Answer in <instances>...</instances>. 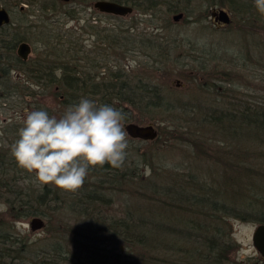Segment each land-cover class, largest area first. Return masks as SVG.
Returning <instances> with one entry per match:
<instances>
[{"label":"trees","instance_id":"1","mask_svg":"<svg viewBox=\"0 0 264 264\" xmlns=\"http://www.w3.org/2000/svg\"><path fill=\"white\" fill-rule=\"evenodd\" d=\"M63 1L0 0L11 13V21L0 26V113L8 115L0 123V199L6 206L0 212V264H264L261 255L233 257L240 245L234 220L264 223V104L246 99L239 84L222 85L232 83L225 63L264 62V14L254 0H207L200 13L191 7L194 0H114L133 6L127 16L98 11L96 0ZM62 3H71L60 13L66 21L93 7L95 19L115 21L104 25L91 16L60 25L53 14ZM31 6L39 10L33 18ZM214 6L227 7L240 22L246 32L240 46L166 37L165 31L174 29L170 14L183 12L185 22L201 25ZM142 20L151 28L140 30ZM85 33L94 38L90 47ZM249 35L254 43L245 41ZM185 40L196 52L197 70L207 75L208 82H199L216 92L214 100L172 98L162 83L146 75L148 70L157 71L156 76L164 72L172 56L183 66V51L173 47ZM23 41L33 45L34 55L27 59L17 53ZM142 50L149 55L145 70L141 64L129 68L128 56ZM47 96L57 100L62 113L87 96L120 109L123 123L158 120L154 140L187 144L198 168L210 159L214 174L186 170L189 166L180 162L165 175L164 160L131 148V137L121 166H90L75 191L35 182V173L13 156L12 145L29 110L46 108L53 115L42 101ZM142 166L153 174L144 177ZM121 192L133 199L124 213L104 215L102 206ZM48 212L53 215L47 224L55 217L57 226L46 236L33 238L18 229V222ZM69 213L81 214L88 227L74 229L66 219ZM119 241L127 251L117 247Z\"/></svg>","mask_w":264,"mask_h":264},{"label":"rangeland","instance_id":"2","mask_svg":"<svg viewBox=\"0 0 264 264\" xmlns=\"http://www.w3.org/2000/svg\"><path fill=\"white\" fill-rule=\"evenodd\" d=\"M63 2H66V1L64 0ZM70 4L71 3L60 4L59 9H58L59 11H57L56 14H53L55 17L59 18L58 24L60 25L64 24L66 27H69V26L77 24L78 23L77 21L79 18L83 20L84 18L91 17V16H93L92 17L93 22H97V23L104 24V25L114 23L115 21L113 18H106V17H101V18L96 17L95 19V16H94L95 13L93 11L94 7L87 8L84 10H79V13H77L76 15L77 18L69 19L68 21H66L65 18L60 17L61 15L60 13L65 8L70 6ZM206 6L208 7L207 0H194L191 7L192 9L195 7V11L200 13L201 12L200 8L201 7L203 8ZM24 7H28L27 4H24ZM215 7L227 9L231 14V18L233 22L231 21L229 24H226V25L215 23L212 17V13H211L213 8ZM30 9H31L30 12L32 13L30 15L31 18L39 15V10H37L35 7L31 6ZM206 15L207 16L205 18V21L201 22L202 23L201 25H198L192 22H185L186 15L183 12L176 13V14H170L169 19L171 20V23L174 29L172 32L170 31V29H167V31L164 30L166 32L165 33L166 37L168 38L171 36L172 40H175L176 37L178 36L182 38L185 37L186 39H196V38L201 37V39L213 40L217 45H219L220 43L226 44L233 49L241 45L245 37L243 35H245L246 32L243 30L240 22L235 21L233 13L227 7H221V6L210 7ZM162 22L164 25V21ZM54 25H56V23H54ZM139 25H140L139 27L140 30H143V29L146 30V29L151 28L150 23L143 21V20L140 22ZM202 26L203 28H200ZM82 37L84 38V43H87L88 47H90L93 44L94 38L91 37L90 34L85 33ZM221 39L226 40V43L221 42L220 41ZM253 40H254L253 36L251 35H249V37L245 39L247 43H254ZM185 42L187 41L185 40ZM190 45L191 44L187 42V43H184L183 46H179L175 42V45L173 47V49L177 53L179 52V50L183 51L181 52L183 54L181 53L179 54L182 57V61L184 62L183 66L182 64H179L178 62L174 61L173 60L174 57L172 56V58L167 59L165 63L163 62L164 63L163 65L165 66V68H163L161 71L167 72L168 73L167 76L165 77L162 76V73L164 72H159V75L156 76V74H158L157 71L154 73H148L149 70L147 71L146 75L154 76V79H155L154 81L162 83L165 88L164 90L171 92L170 95L172 98L181 96L183 99H187V100L188 99H201V101H205L206 99L214 100L215 96L217 95L216 92H214V90L212 89H209V88L207 89L206 87H205L206 89H204V87H202L203 85L199 82V81L208 82V79H207V75L197 70L198 62L196 59V54H195L196 52L190 49L193 47ZM31 46L33 45L31 44ZM30 55H34L33 47H32V51ZM128 57L129 58L126 62L127 64H129L128 65L129 68H136L137 66H139V64H141L139 69H142L143 71L145 70V67L147 66L146 62L149 60V55L147 53L144 54V51L142 50V52L140 53L135 52V54H132ZM235 61L236 62L233 64L231 61L229 62L227 61L228 64L225 63L226 67H228L227 70H229L231 73L230 80L232 83L231 84L222 83V85H227V86H231L235 88V85L239 84L240 85L239 91L241 92V95L243 93L246 99H249L252 101H258L264 104V62L254 61L248 66L246 65L244 66L240 64L239 59ZM37 90L40 91V89L38 88ZM39 97H40V94L37 96V98ZM42 101L45 103L44 104L45 106L52 108L53 115H56L59 117L60 115L63 114L61 110L59 109L60 106L57 100H55L52 96H47L46 98H44V100L42 99ZM11 111H12L11 114L14 113V109H11ZM7 116L0 113V123H5ZM150 122L155 123L157 126L160 123L158 120H148V119L141 120L138 123L145 124V123H150ZM178 123H185V122H183V120L182 121L177 120L175 124H178ZM162 135L165 136L164 134ZM127 139L128 141L131 139V137L128 134H127ZM130 147L131 148L137 147L145 152H151L153 153V155L156 154L157 160H159L158 158V155H159L162 158V160H164L161 163L162 166H164L163 170L161 168L162 170L161 172L164 173L165 175H168L167 173L172 171L170 165H172L173 163H180V162L184 163L186 167L189 166L186 168V170L193 169L194 171L201 172L203 175H207V176H211V174H214L213 165H211L212 161L210 159L205 158L203 161L204 163H201L202 167L198 168V165H196L197 161L194 162L195 159L191 157L194 155L191 149H189L187 144H183V142L176 140V139L156 141V140H144L140 138H134L131 141ZM157 170L159 169L157 168ZM141 171L144 172V177L150 176L153 174V170H152V173L149 172L150 168L148 166H142ZM210 171L211 173H209ZM35 182L42 183L41 181L37 179L36 176H35ZM49 184L53 187L57 186L53 182H50ZM111 200L112 201L107 203V205L102 206L103 207L102 210H104L103 211L104 215L105 214L108 216L122 215L124 213V209L127 203L128 202L130 203L131 200L133 199L128 194H124L121 192V193H116L114 196H112ZM5 211H6V206L2 203V200L0 199V212H5ZM49 214H51L52 216L53 212L52 213L48 212L47 213L48 217L47 215H42V214L40 215L46 221V225L43 228L32 230L29 225V220H30V217H29V218H26L18 222V229L22 232L30 233V235L33 238L44 237L47 234H49L53 228H56L57 226V220H55V217L51 218V224H47L49 216H50ZM84 218L85 217L81 216V214L79 215V214L69 213L66 219L71 224V226L74 227V229L76 228L78 230H82L88 227L86 226V220L84 221ZM256 225L257 223H254V222L234 220V236L240 245L238 249L235 250L233 257H236L237 259H244V258L246 259L248 256H259L260 255L253 243V232L255 230ZM118 246H121V250L123 252L127 251L124 243L119 241L117 242V247Z\"/></svg>","mask_w":264,"mask_h":264},{"label":"clouds","instance_id":"3","mask_svg":"<svg viewBox=\"0 0 264 264\" xmlns=\"http://www.w3.org/2000/svg\"><path fill=\"white\" fill-rule=\"evenodd\" d=\"M254 3L264 14V0ZM123 115L112 104H97L87 96L69 105L59 117L46 108L28 111L12 154L42 183L53 182L75 191L84 184L90 166L108 162L119 167L125 161L129 141Z\"/></svg>","mask_w":264,"mask_h":264},{"label":"water","instance_id":"4","mask_svg":"<svg viewBox=\"0 0 264 264\" xmlns=\"http://www.w3.org/2000/svg\"><path fill=\"white\" fill-rule=\"evenodd\" d=\"M68 1V0H65ZM94 7L102 12L113 13L116 15H128L134 11L130 4L121 3L114 0H96ZM212 17L215 23L226 25L232 21L231 14L224 8H213ZM11 21V14L9 10L0 3V26ZM32 47L29 42L23 41L18 47V54L27 59L31 53ZM179 83V81H178ZM125 131L132 138H140L144 140H154L159 135L158 126L155 123L141 124L130 121L124 122ZM29 225L32 230L43 228L46 221L42 216L36 215L30 218ZM253 243L259 254L264 258V223L257 224L253 232Z\"/></svg>","mask_w":264,"mask_h":264},{"label":"flooded vegetation","instance_id":"5","mask_svg":"<svg viewBox=\"0 0 264 264\" xmlns=\"http://www.w3.org/2000/svg\"><path fill=\"white\" fill-rule=\"evenodd\" d=\"M10 12V11H9ZM11 14V13H10ZM27 42V41H26ZM19 45H20V43H19ZM19 45L17 46V53H18V47H19ZM32 47V46H31ZM32 51V50H31ZM31 54V53H30ZM30 54H29V56H30ZM28 56V57H29Z\"/></svg>","mask_w":264,"mask_h":264}]
</instances>
